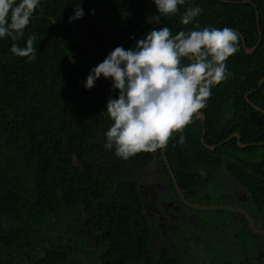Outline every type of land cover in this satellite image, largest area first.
I'll list each match as a JSON object with an SVG mask.
<instances>
[{
    "label": "trees",
    "instance_id": "trees-1",
    "mask_svg": "<svg viewBox=\"0 0 264 264\" xmlns=\"http://www.w3.org/2000/svg\"><path fill=\"white\" fill-rule=\"evenodd\" d=\"M225 1L185 0L175 15L154 25L148 22L159 15L154 0H40L23 38H0V264L193 263L198 253L191 242L183 249L149 251L150 219L142 212L136 175L153 171L152 181L165 187L156 191V203L171 214L172 181L163 160L153 161L161 149L125 160L115 147L106 148L113 123L105 114L107 102L119 90L103 76L87 89L86 79L116 47L134 48L154 27L167 26L173 35L196 24L230 28L252 48L258 40L256 10L261 41L249 55L238 36L239 51L226 61L232 75L212 87L200 111L203 142L195 116L173 134L162 155L184 173L173 175L185 188L210 192L207 182L190 176L196 172L246 182L264 229V145H252L264 143V82L258 87L264 79V0ZM77 6L85 15L70 23ZM191 7L202 11L183 25L181 17ZM30 34L37 36L36 59L15 56L12 44L26 46ZM248 93L259 111L246 102ZM233 134L250 146L240 149L233 138L207 149Z\"/></svg>",
    "mask_w": 264,
    "mask_h": 264
},
{
    "label": "clouds",
    "instance_id": "clouds-1",
    "mask_svg": "<svg viewBox=\"0 0 264 264\" xmlns=\"http://www.w3.org/2000/svg\"><path fill=\"white\" fill-rule=\"evenodd\" d=\"M154 3L159 15L150 16L148 22L155 25L161 17L175 15L185 0ZM39 5L40 0H0V38H23ZM201 11L199 7L186 9L181 23L191 24ZM84 15L77 6L69 22ZM36 39L30 34L26 46L13 43L11 52L35 60ZM238 51L239 37L232 29H200L198 24L175 35L167 26L154 27L134 48L116 47L91 70L85 85L92 89L103 76L113 81V90H119L118 98L107 102L105 114L113 123L106 132L105 147H115L116 155L125 160L139 152L165 148L173 134L182 132L206 107L212 87L232 75L226 61ZM184 59L188 63H182ZM179 140L184 142L183 135Z\"/></svg>",
    "mask_w": 264,
    "mask_h": 264
},
{
    "label": "flooded vegetation",
    "instance_id": "flooded-vegetation-1",
    "mask_svg": "<svg viewBox=\"0 0 264 264\" xmlns=\"http://www.w3.org/2000/svg\"><path fill=\"white\" fill-rule=\"evenodd\" d=\"M162 153L163 148L160 158L153 161L163 160L172 181L170 191L175 200L171 214L163 204L156 203V191H164L165 187L159 180L157 183L152 181L153 171L148 175H136L143 197L142 212L150 219L149 251L155 255L162 246L183 249L191 242L193 252L198 253L191 264H208L209 259H214L217 264H264V229L258 221L262 213H257L247 183L225 173L201 176L196 172L190 176L207 182L210 192L197 190L199 187L196 191L185 188L173 175L174 172L184 173L170 168ZM209 212L215 215L210 216ZM181 256L177 257L183 259Z\"/></svg>",
    "mask_w": 264,
    "mask_h": 264
},
{
    "label": "water",
    "instance_id": "water-1",
    "mask_svg": "<svg viewBox=\"0 0 264 264\" xmlns=\"http://www.w3.org/2000/svg\"><path fill=\"white\" fill-rule=\"evenodd\" d=\"M219 1H222V2H225V3H229L228 1H225V0H219ZM256 27H257V31H258V40H257V43L255 44V46L252 47V48H249V49L245 47V44H244V42H243V40H242L240 34H239L237 31L233 30L238 36H240V38H241V40H242V43H241V44H242V47H243L244 51L246 52V54H249V55L252 54V52L258 47V45H259V43H260V41H261V34H260V30H259V22H258V13H257V10H256ZM262 82H264V79H262V80L259 81V83H258V87L260 86V84H261ZM257 89H258V88H256L254 91H256ZM254 91H252V92H254ZM252 92H250V93H252ZM250 93H248V94L245 96V98H246V102H247L249 105H251L255 110L259 111L258 108L254 107V106L249 102L247 96H248ZM263 113H264V112H263ZM198 117H199V119H200L201 122H202V135H201V142H203V136H204V116H203L202 114H199ZM233 138L236 139V144H237V146H238L240 149H244V148L250 146V144H241V143H240V137H239V135H238V134H233V135L229 136L226 140H224V141H223L221 144H219L218 146H210V147L206 146V147H207V149H209V150H211V151H214L217 147H220V146L224 145L225 143H227L228 141L232 140ZM252 145H253V146H255V145H264V143H260V144H252Z\"/></svg>",
    "mask_w": 264,
    "mask_h": 264
}]
</instances>
